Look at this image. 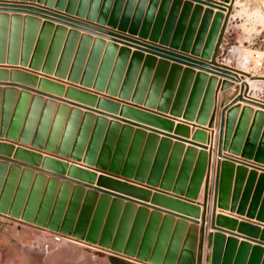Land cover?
I'll use <instances>...</instances> for the list:
<instances>
[{"label":"rangeland","instance_id":"obj_1","mask_svg":"<svg viewBox=\"0 0 264 264\" xmlns=\"http://www.w3.org/2000/svg\"><path fill=\"white\" fill-rule=\"evenodd\" d=\"M59 1L0 0V264H211L218 176L264 177L244 155L264 116V85L245 84L264 80V0H204L221 22L190 0ZM176 143L194 160L173 170Z\"/></svg>","mask_w":264,"mask_h":264},{"label":"water","instance_id":"obj_2","mask_svg":"<svg viewBox=\"0 0 264 264\" xmlns=\"http://www.w3.org/2000/svg\"><path fill=\"white\" fill-rule=\"evenodd\" d=\"M53 0H48V2H52ZM197 2V8L202 11V6H209V9H207L206 14H210L212 11V8H217L220 10V12L217 13L216 18L220 20H223L222 11L225 9L223 7H220L218 5H214L213 3H210L208 1L204 0H190ZM65 0L59 1V6H64ZM49 19V18H47ZM52 20V19H49ZM31 27L37 26V22L29 21ZM125 51L120 52V56H125ZM153 55L159 56L167 61H171L178 65H184L187 68L198 70L200 72H208L214 74V72L211 70L213 67L211 65H208L207 63L201 62L199 60H196L192 57L183 55V54H177L174 52H170L164 49H155V52H152ZM139 56H136L133 60V67L136 68L139 63ZM153 60L148 59V61L145 64V70L148 71L150 67L153 64ZM199 78H206L202 75H199ZM214 82V81H213ZM224 89L226 86V83L221 85ZM222 88V89H223ZM215 95L211 92L208 94V100L209 103L213 104V97ZM206 109V108H205ZM236 111V110H234ZM234 111H231L228 116L229 125H231V118L232 113ZM204 112V109L202 113ZM225 112H223L221 122V131H220V140H219V155L222 154V146H223V139H224V127H225ZM205 113V112H204ZM260 114H255L253 119V130H255L254 133L255 136L253 138H250L245 147H244V155L246 157H255L259 161H264V143L261 144L259 148H256L257 140L261 136L262 131L264 130V117L259 116ZM231 116V118H230ZM261 117V118H260ZM118 121L124 122L127 125L137 127L140 130L143 131H149L155 134H160L161 132L156 131L150 127H147L145 125H142L140 123L120 119L117 117ZM213 125L211 124V127ZM227 137V136H226ZM176 148H182L181 146H175ZM174 148L173 151V160L170 165L171 169H176L180 165L178 163L174 162L175 155L177 149ZM190 153L188 162H183V166L188 164L190 161L192 162L194 160V154L192 150H187ZM180 160V156L178 157ZM202 158V156H200ZM173 169V170H174ZM229 173L226 174L225 171L221 172L223 173L221 178H223L220 181V175L218 176V179L216 181V192H215V199H214V212L211 222L212 229L215 230V233L212 235L213 241H212V263L211 264H264V229L260 228V226L255 225L253 223H250L248 221H238L237 219H233L227 216L219 215L216 216V208L218 204V194L220 205L219 208L222 210L228 209V193L230 190H232V180H233V173L232 170L228 171ZM220 174V171H218ZM227 175V176H226ZM241 183H243L242 178ZM253 181V180H251ZM227 182V185H225ZM220 187V189H219ZM234 192H235V201L234 204L231 207V212L236 213L240 216H246L247 219H253L258 222L264 223V177L261 178L258 186H247L244 189L243 185H235ZM245 190V191H243ZM252 190H256L253 194L251 202L249 201L250 196L252 195ZM109 195H112L118 199L121 200H128L131 201V199H128L126 197H123L118 194L106 192ZM245 195H241L244 194ZM242 196V197H241ZM250 204V205H249ZM227 235L229 237H227ZM211 237V238H212ZM238 238H242L244 241L240 242ZM251 243H255L256 246H252ZM203 246V245H202Z\"/></svg>","mask_w":264,"mask_h":264},{"label":"bare ground","instance_id":"obj_3","mask_svg":"<svg viewBox=\"0 0 264 264\" xmlns=\"http://www.w3.org/2000/svg\"><path fill=\"white\" fill-rule=\"evenodd\" d=\"M208 73V72H207ZM206 74V72H200L199 71V73L197 74V77L199 78V75H202V76H204V77H206V78H209L208 76H206L205 75ZM208 74H211V73H208ZM212 75V74H211ZM251 77L252 78H248L247 77V80L245 81V84H246V86L248 85L249 87H254V88H256V87H258V85L260 86V84H263L264 85V80H262V79H260V78H262V77H258V76H254V75H251ZM197 78V79H198ZM241 82V81H240ZM248 89V88H247ZM231 92V91H230ZM245 92V91H244ZM218 94L216 95V97H215V104H217V103H220L223 99H225L228 95H229V93H227V92H225V93H223V91H222V93H221V90H219V92H217ZM222 103V102H221ZM240 104V103H239ZM217 107V106H216ZM258 114H260V113H258ZM259 116H262V117H264L263 116V114L262 115H259ZM261 118V117H260ZM213 133V132H212ZM215 133V132H214ZM215 136V135H214ZM214 140V139H213ZM213 143H214V141H213ZM175 145H179V146H181V147H183L184 145H182V144H175ZM212 147V146H211ZM184 148V147H183ZM177 149V151H176V153H178L177 155H175V159H174V162L175 163H178V162H180V163H183L184 161H185V163L186 162H188V160H190L189 159V155H188V153H190L189 151H184V149H182V148H176ZM207 149V148H206ZM205 149V150H206ZM205 150L204 151H202V152H200V156H203V157H206L207 156V153L205 152ZM180 156V160H179V157ZM205 160H206V158H205ZM179 163V164H180ZM233 181V180H232ZM232 184H233V182H232ZM234 189H236L235 188V186H233V188H232V190H230V192L228 193V209H225V211H229V212H231V207H232V205L234 204V201H235V199H234V197H235V192H234ZM79 244V243H78ZM83 244V243H82ZM81 244V245H82ZM80 245V244H79ZM84 245V244H83ZM85 246V245H84ZM88 247V246H87ZM94 247H96V246H94ZM32 249V248H31ZM99 249V248H98ZM97 250V249H96ZM55 251V250H54ZM110 253V252H109ZM52 254V253H51ZM110 255V254H109ZM112 255V254H111ZM57 256V255H56ZM82 256V255H81ZM115 256H117V255H115ZM119 256V255H118ZM72 257V256H71ZM120 257V256H119ZM125 256H123V258H124ZM55 258V257H54ZM59 258V257H58ZM122 258V259H123ZM125 259V258H124ZM127 259V261H131L132 263H134V259H129V258H126ZM55 260V259H54ZM52 261V260H51ZM62 261V260H61ZM67 261V260H66ZM130 262V263H131ZM137 263H139V264H145V263H140V262H138V261H136ZM135 262V263H136ZM59 264V263H58ZM61 264V263H60ZM68 264V263H67ZM147 264V263H146Z\"/></svg>","mask_w":264,"mask_h":264},{"label":"crops","instance_id":"obj_4","mask_svg":"<svg viewBox=\"0 0 264 264\" xmlns=\"http://www.w3.org/2000/svg\"><path fill=\"white\" fill-rule=\"evenodd\" d=\"M197 73H199L198 72V70H197ZM174 123L175 124H180L181 122H179V121H174ZM198 130V129H197ZM209 133V132H208ZM173 142H175V141H173ZM185 147H189V146H186L185 145ZM198 150L200 151V149L198 148ZM219 212H223V213H225L224 215L225 216H227V214H230V212L229 211H221V210H218ZM222 213V214H223ZM228 217V216H227ZM230 218H233V219H237L238 221H243V220H245V221H248V222H250V223H253V224H255V225H258V226H260V228H262V229H264V223H261V222H258V221H256V220H247V218H246V216H240V215H237V214H230ZM227 237H229L228 235H227ZM238 240L240 241V242H242V241H244L242 238H238ZM251 245L252 246H256V244L255 243H251Z\"/></svg>","mask_w":264,"mask_h":264},{"label":"built area","instance_id":"obj_5","mask_svg":"<svg viewBox=\"0 0 264 264\" xmlns=\"http://www.w3.org/2000/svg\"><path fill=\"white\" fill-rule=\"evenodd\" d=\"M256 66H257L258 68L262 67V66H263V62H258Z\"/></svg>","mask_w":264,"mask_h":264}]
</instances>
